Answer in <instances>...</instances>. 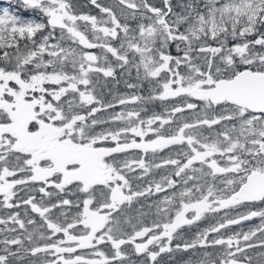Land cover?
<instances>
[{"label":"snow or ice","instance_id":"obj_1","mask_svg":"<svg viewBox=\"0 0 264 264\" xmlns=\"http://www.w3.org/2000/svg\"><path fill=\"white\" fill-rule=\"evenodd\" d=\"M177 253L264 264V0H5L0 264Z\"/></svg>","mask_w":264,"mask_h":264},{"label":"flooded vegetation","instance_id":"obj_2","mask_svg":"<svg viewBox=\"0 0 264 264\" xmlns=\"http://www.w3.org/2000/svg\"><path fill=\"white\" fill-rule=\"evenodd\" d=\"M83 2H84V0H81V3H83ZM4 4H5V0H0V5H4ZM26 15H29V14H26ZM113 91H114V93L126 94L129 90L121 83V84L117 85ZM111 98H112L111 96L105 94L104 99L108 100ZM150 108L152 110H155V111L161 110L158 103L155 105H151ZM165 151L167 152L168 150H165ZM157 178H158V175H157ZM153 199H155V198H153ZM206 223H207L206 221L202 222V226ZM248 223L255 224V223H258V221H252V222H248ZM188 258H189V255L187 253H177L175 255V260L172 262V264H176V262H178V264H183V262L186 261Z\"/></svg>","mask_w":264,"mask_h":264}]
</instances>
